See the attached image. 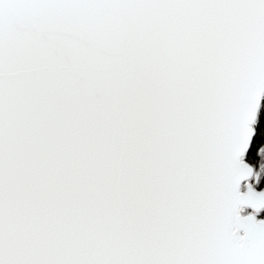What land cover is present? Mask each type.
Listing matches in <instances>:
<instances>
[{
  "label": "snow or ice",
  "instance_id": "snow-or-ice-1",
  "mask_svg": "<svg viewBox=\"0 0 264 264\" xmlns=\"http://www.w3.org/2000/svg\"><path fill=\"white\" fill-rule=\"evenodd\" d=\"M262 100L264 0H0V264H264Z\"/></svg>",
  "mask_w": 264,
  "mask_h": 264
},
{
  "label": "rangeland",
  "instance_id": "rangeland-1",
  "mask_svg": "<svg viewBox=\"0 0 264 264\" xmlns=\"http://www.w3.org/2000/svg\"><path fill=\"white\" fill-rule=\"evenodd\" d=\"M261 104H262V108H264V100L261 101ZM249 211H250V210H249ZM257 218H258V219H264V210H262V211L259 213V215H258Z\"/></svg>",
  "mask_w": 264,
  "mask_h": 264
}]
</instances>
